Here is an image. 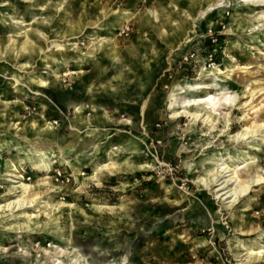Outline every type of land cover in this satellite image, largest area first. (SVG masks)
Wrapping results in <instances>:
<instances>
[{
  "label": "rangeland",
  "instance_id": "obj_1",
  "mask_svg": "<svg viewBox=\"0 0 264 264\" xmlns=\"http://www.w3.org/2000/svg\"><path fill=\"white\" fill-rule=\"evenodd\" d=\"M0 264H264V1L0 0Z\"/></svg>",
  "mask_w": 264,
  "mask_h": 264
},
{
  "label": "bare ground",
  "instance_id": "obj_2",
  "mask_svg": "<svg viewBox=\"0 0 264 264\" xmlns=\"http://www.w3.org/2000/svg\"><path fill=\"white\" fill-rule=\"evenodd\" d=\"M150 13H153V15L156 18H158L157 17L158 13L156 11H150ZM203 14H204V11H203ZM202 18H205V17H199V21H203ZM16 23H19V22H16ZM117 31L118 30L115 27L114 30H113L112 35L116 36ZM224 68L225 67H224L223 64H218V65L215 64V66L213 68L208 69V75L215 76V75H217L219 73H222V70ZM215 78H216L215 82H217L218 77H215ZM202 87H204V86H201V84L198 83V84L186 85V86L183 87V89L189 90V91L190 90L194 91L195 89H199V88H202ZM232 97L233 96L231 94L223 93V91H219L217 93L216 92H214V93H210L209 92V94H207V97L199 96V97H197L198 99H195V101L199 105L204 104V102H206L207 103L206 104L207 108H209V110L211 112L213 111L212 113L215 115V113L218 110L217 108H218L219 104H222L224 102H228L229 100L232 99ZM192 105L193 104L190 102L189 104H185L184 106L188 107V106H192ZM193 115L198 118L199 116H201V113L199 111H196V112L193 113ZM206 117H211V115H207ZM206 117H205V120H206ZM237 135H238L237 137H239L241 139L245 138V133L244 132L237 133ZM228 168H229V165L226 162H222L219 165V167L217 168V170L215 171V176L212 179V182L216 183L215 185L218 186L217 187V191L219 193V197L223 198L224 200L225 199H230L229 201L232 202V201H235L240 196V194L245 192L247 190V187L242 185L240 180L237 179V178H234L233 176H231V174H229V175L224 174V173L227 172ZM21 177H22V175L15 176V178H17V179L21 178ZM13 204H14L13 206H18L19 209H20L21 206H23V203H21L19 201H14Z\"/></svg>",
  "mask_w": 264,
  "mask_h": 264
},
{
  "label": "built area",
  "instance_id": "obj_3",
  "mask_svg": "<svg viewBox=\"0 0 264 264\" xmlns=\"http://www.w3.org/2000/svg\"><path fill=\"white\" fill-rule=\"evenodd\" d=\"M130 32V26L128 23H125L122 25V27L119 29V34H125L127 35Z\"/></svg>",
  "mask_w": 264,
  "mask_h": 264
},
{
  "label": "crops",
  "instance_id": "obj_4",
  "mask_svg": "<svg viewBox=\"0 0 264 264\" xmlns=\"http://www.w3.org/2000/svg\"><path fill=\"white\" fill-rule=\"evenodd\" d=\"M125 20V18L123 19V18H121V21L123 22ZM107 119L109 118V117H106ZM107 121H110V119L109 120H107Z\"/></svg>",
  "mask_w": 264,
  "mask_h": 264
}]
</instances>
